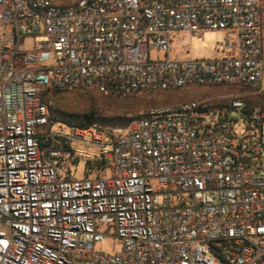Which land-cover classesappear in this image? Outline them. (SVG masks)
Here are the masks:
<instances>
[{
	"label": "built area",
	"instance_id": "obj_1",
	"mask_svg": "<svg viewBox=\"0 0 264 264\" xmlns=\"http://www.w3.org/2000/svg\"><path fill=\"white\" fill-rule=\"evenodd\" d=\"M263 27L262 0H0V264H264V110L246 101L264 95ZM207 31L226 35L214 57L170 58L174 34ZM195 85L226 91L48 126L53 90ZM80 144L99 155L76 178Z\"/></svg>",
	"mask_w": 264,
	"mask_h": 264
},
{
	"label": "rangeland",
	"instance_id": "obj_2",
	"mask_svg": "<svg viewBox=\"0 0 264 264\" xmlns=\"http://www.w3.org/2000/svg\"><path fill=\"white\" fill-rule=\"evenodd\" d=\"M264 13V0H262ZM226 35L222 31H207L203 35H192L190 33L174 34L171 38L169 56L172 59L192 60L212 58L220 49ZM34 38L25 37L21 42L23 49H29ZM166 58V51H151V60H163ZM226 90L222 88H203L190 86L172 92L143 93L127 97H107L93 90H78L75 92H61L56 95L49 94L47 99L51 106L60 111L79 112L94 106L102 117H121L123 119L137 117L152 107L174 106L192 99L209 98L217 94H223ZM248 105L256 106L264 110V95L250 96L246 98ZM232 116H237L235 112ZM103 125V124H101ZM109 126V125H106ZM55 130L58 127L55 126ZM264 131V127H263ZM85 145L80 144L77 148V155L80 156L78 163L70 165L71 173L76 178L84 177V169L87 160L98 157L99 149L90 146L87 148V155H83ZM85 156V157H84ZM97 249L104 252H116L120 245L113 238L107 237Z\"/></svg>",
	"mask_w": 264,
	"mask_h": 264
},
{
	"label": "trees",
	"instance_id": "obj_3",
	"mask_svg": "<svg viewBox=\"0 0 264 264\" xmlns=\"http://www.w3.org/2000/svg\"><path fill=\"white\" fill-rule=\"evenodd\" d=\"M61 92L64 91L53 90L46 93L45 95H49L50 93L56 95ZM131 120L132 118L123 119L121 117H112V118L102 117L100 112L94 106L79 112L60 111L50 106V116H49L48 126L60 122L66 125H72L78 127H88L95 123L109 125V126L125 127L130 123ZM46 143L48 142L46 140H43L42 144L45 145ZM102 164H103L102 160H97L94 163H91L90 161L88 162V165L96 166L99 168L102 167Z\"/></svg>",
	"mask_w": 264,
	"mask_h": 264
},
{
	"label": "crops",
	"instance_id": "obj_4",
	"mask_svg": "<svg viewBox=\"0 0 264 264\" xmlns=\"http://www.w3.org/2000/svg\"><path fill=\"white\" fill-rule=\"evenodd\" d=\"M263 49H264V27H263Z\"/></svg>",
	"mask_w": 264,
	"mask_h": 264
}]
</instances>
